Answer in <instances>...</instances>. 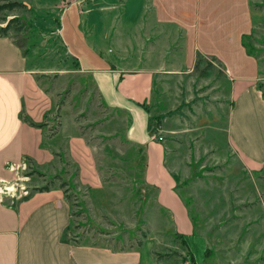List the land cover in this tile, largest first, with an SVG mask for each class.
<instances>
[{"label": "rangeland", "instance_id": "obj_1", "mask_svg": "<svg viewBox=\"0 0 264 264\" xmlns=\"http://www.w3.org/2000/svg\"><path fill=\"white\" fill-rule=\"evenodd\" d=\"M10 2L21 5L3 7ZM248 2L251 28L243 45L258 60V87L264 97V0ZM146 4L0 0V26L16 19L5 36L20 49L57 107H68L93 159L89 172L60 160V166L43 171L23 168L18 178L29 176L32 185L61 189L69 215L64 236L69 240L113 249L144 244L158 264H264L259 202L264 197V168L244 167L227 142L228 87L221 67L201 54L185 57L184 31L155 22L153 8ZM74 16L79 32L74 35L70 29L72 49L84 52L91 45L113 68L135 69L144 57L158 67L145 106L149 134L161 138L164 166L192 225L189 236L173 230L171 216L158 209L155 190L142 181L145 152L124 137L122 115L108 112L85 73L77 71L78 61L59 32L60 21L65 30ZM177 18L180 24L186 21L184 16ZM188 61L190 67L183 65ZM131 86L123 83L118 89L135 90ZM58 115L55 109L50 130L57 126ZM62 122L67 125L65 110ZM189 220L182 219V229L189 228Z\"/></svg>", "mask_w": 264, "mask_h": 264}, {"label": "crops", "instance_id": "obj_2", "mask_svg": "<svg viewBox=\"0 0 264 264\" xmlns=\"http://www.w3.org/2000/svg\"><path fill=\"white\" fill-rule=\"evenodd\" d=\"M146 1L153 8L155 22L184 31L181 41L185 57L201 54L221 67L228 87L227 142L244 167L251 171L264 168V97L258 87L259 64L243 45L251 28L248 0H192L190 4L187 0ZM179 15L185 17L182 24ZM75 21L65 30L60 21L59 32L64 46L78 61L77 71L85 73L108 112L122 115L124 137L145 152L142 181L155 190L158 209L171 216L173 230L189 236L192 225L164 166L162 144L149 134L145 106L158 67L144 57L135 69L113 68L91 45L84 52L72 49L70 29L77 34L78 17ZM184 64L190 67L189 61ZM123 83L136 88L122 92L118 86ZM55 109L59 111L58 122L50 130ZM64 110L66 126L62 122ZM60 160L63 165L68 160L89 172L91 147L78 132L68 107H57L56 99L34 77L16 44L8 36H0V264H158L144 244L113 249L64 236L69 215L61 189H35L41 186L32 185L29 176L18 178L23 164L24 168L43 171L48 166H60ZM9 165L18 169L9 170ZM18 181L22 183L17 193ZM259 202L264 215V197ZM185 216L190 222L188 229L181 227Z\"/></svg>", "mask_w": 264, "mask_h": 264}, {"label": "trees", "instance_id": "obj_3", "mask_svg": "<svg viewBox=\"0 0 264 264\" xmlns=\"http://www.w3.org/2000/svg\"><path fill=\"white\" fill-rule=\"evenodd\" d=\"M21 4L19 2H10L8 4H5L3 5L4 8H8V9H11L12 7H19ZM16 22V19L14 17L12 18H9L5 21L4 25L3 26H0V36H5L8 28L10 27V25L12 23H15ZM16 28V27H15ZM18 29V28H16ZM35 189H45V187H42V188H35Z\"/></svg>", "mask_w": 264, "mask_h": 264}, {"label": "built area", "instance_id": "obj_4", "mask_svg": "<svg viewBox=\"0 0 264 264\" xmlns=\"http://www.w3.org/2000/svg\"><path fill=\"white\" fill-rule=\"evenodd\" d=\"M155 139H156V140H160L161 138H160L159 136H156ZM20 168H21V169L24 168V164H23V166H21ZM8 169H9V170H15V169L17 170V169H18V166H11V165H9V166H8Z\"/></svg>", "mask_w": 264, "mask_h": 264}]
</instances>
